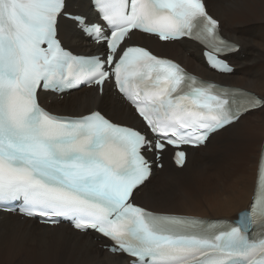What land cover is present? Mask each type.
Instances as JSON below:
<instances>
[{"label":"snow or ice","instance_id":"snow-or-ice-1","mask_svg":"<svg viewBox=\"0 0 264 264\" xmlns=\"http://www.w3.org/2000/svg\"><path fill=\"white\" fill-rule=\"evenodd\" d=\"M101 21H75L94 35L104 57L74 55L58 39L66 0H0V204H19L44 223L68 219L110 240L128 264H264V166L248 209L236 219L149 210L135 193L163 153L205 144L264 98L218 87L145 47L128 46L133 30L161 41L194 39L210 66L239 45L221 37L204 0H93ZM112 83L142 126L101 111L60 116L39 103L41 89ZM185 151H175L183 167Z\"/></svg>","mask_w":264,"mask_h":264},{"label":"bare ground","instance_id":"bare-ground-1","mask_svg":"<svg viewBox=\"0 0 264 264\" xmlns=\"http://www.w3.org/2000/svg\"><path fill=\"white\" fill-rule=\"evenodd\" d=\"M204 1L208 13L220 20L222 32L241 45L239 52L243 50L247 53L243 57L237 52L230 57L234 59V65L238 66V69L229 75L209 69L203 60L202 48L189 40L183 38L180 41L161 43L155 37L139 32H134L133 36H141L142 43L159 53L174 54L179 62L200 75L228 84L245 86L264 97V69H259L258 66L261 64L264 67L260 63L264 61V0ZM67 3L79 6L78 12L92 9L90 0H67ZM69 9L73 11L71 7ZM59 20L58 35L67 47L101 51V46L90 44L74 22L63 17ZM41 96H49L52 106L48 105V101L46 105L53 107L57 112L83 115L94 108H104L115 120L127 122V119L136 118L133 110L122 98L114 95L109 87L103 97L99 96L96 88H81L63 99H58L54 94L42 93ZM107 98H110V101ZM226 133L232 139L221 137ZM213 140H218V144L206 152ZM263 140L264 108H259L213 133L205 146L187 147L189 154L181 169L173 166L169 149L163 154L167 185L161 189L159 187L160 190L149 188L155 174L162 173V170L153 168L151 179L136 191L135 201H141L147 208L155 211L233 220L251 204ZM202 151H205V159L208 161L206 163H210L214 168L213 177L218 182L215 188L208 191L206 199L199 201V198L194 196L196 190L185 182L183 192H179V195L174 193L171 198L167 190L177 182V179L173 178L185 171ZM97 236L90 231L78 232L65 223L50 227L39 224L34 219H23L13 213L0 212V264H128L129 258L125 255L113 254L101 248V244H107L109 241L96 239Z\"/></svg>","mask_w":264,"mask_h":264},{"label":"rangeland","instance_id":"rangeland-1","mask_svg":"<svg viewBox=\"0 0 264 264\" xmlns=\"http://www.w3.org/2000/svg\"><path fill=\"white\" fill-rule=\"evenodd\" d=\"M74 6H77V5H72V4H70V7L73 9V10H76V8L74 7ZM71 49H73V48H71ZM74 51H77V52H82V50H75V49H73ZM159 53V52H158ZM160 54H168V53H163V52H161ZM245 54H247V53H245V52H243V50L241 51V52H239V55H241V56H245ZM188 55H191V54H189L188 53ZM167 56H171V57H174V58H176L175 56H174V54L173 55H171V54H168ZM231 59V61H232V63L234 64V59L233 58H230ZM264 61H261L260 63H262L263 65H264V63H263ZM259 66V69L261 68V69H264V67L261 65V64H259L258 65ZM261 66V67H260ZM237 67V69H238V66H236ZM236 74H238V72L236 73ZM228 84V83H227ZM261 95V94H260ZM261 97H262V95H261ZM70 98V97H69ZM107 99H109V101H110V98H107ZM66 100V99H65ZM62 104V103H61ZM110 105H111V103H110ZM111 106H113V105H111ZM113 107H115V106H113ZM98 109H100V108H98ZM101 109H104V108H101ZM55 110V109H54ZM60 111V110H59ZM118 111H119V109H118ZM57 112V111H56ZM62 113H65V114H71V115H74L75 113H69V112H63V111H61ZM61 112H58V113H61ZM89 112V111H88ZM87 113V112H86ZM105 113H107L106 111H105ZM77 114V113H76ZM117 121H119V120H117ZM120 122H126V121H120ZM226 135H227V133L224 135V137L223 136H221L222 138H226V139H232V138H230V137H228V135H227V137H226ZM264 141V140H263ZM218 142V140H213L211 143H210V145L208 146V148H207V150H206V152H209L210 150H211V148H213V147H216V144H218L217 143ZM230 142H232V141H230ZM204 152L205 151H202V152H199L197 155H196V158H195V160L191 163V165H189L186 169H185V171H183L181 174H178L177 176H175L173 179H177V182L175 183V184H172V185H170V189L169 190H167V194L169 193L170 194V196H171V198H172V194H177V195H179V192L181 193V192H183V190H184V185H186V183H188V184H191V186H190V188L192 187V189L195 191L194 192V196L196 197V198H199V201H203L204 199H206L205 197H207L206 195L208 194V191H212V189L213 188H215L214 186L218 183L217 182V180H215L214 179V168H213V166L210 164V163H206V162H208L206 159H205V154H204ZM169 158H170V156H169ZM163 162H164V165H165V161H164V159H163ZM167 162H170V161H167ZM194 163V164H193ZM197 164V165H196ZM199 165V166H198ZM193 167V168H192ZM164 168V167H163ZM167 172L166 171H164L163 169H162V173H157V174H155V176L153 177V180L151 181V183L149 184V188L150 189H155V190H158L159 189V187H160V189L163 187V186H165V185H167V182H165V181H167V174H166ZM194 173V174H193ZM198 173V174H197ZM159 174V175H158ZM161 174V175H160ZM158 175V176H157ZM192 175V176H191ZM197 175V176H196ZM199 175V176H198ZM210 175V176H209ZM179 177H180V179H179ZM183 177V178H182ZM187 177V178H186ZM211 177V178H210ZM189 178H191V179H189ZM178 179L181 181L180 182V184H179V181H178ZM183 179V180H182ZM200 181V182H198V180ZM185 180V181H184ZM203 180H204V182H203ZM154 181H156V182H154ZM188 181V182H187ZM209 181V182H208ZM186 182V183H185ZM156 183V184H155ZM199 183V184H198ZM175 187H174V186ZM179 185V186H178ZM183 185V186H182ZM196 185H197V187H196ZM180 186H182V187H180ZM199 186V187H198ZM205 186V187H204ZM212 186V187H211ZM155 187V188H154ZM179 189H178V188ZM158 188V189H157ZM177 188V189H176ZM182 188V189H181ZM197 188V189H196ZM208 188V189H207ZM159 189V190H160ZM199 189V190H198ZM210 189V190H209ZM171 190H173V192L171 191ZM206 190V191H205ZM177 192V193H176ZM196 193V194H195ZM168 194V195H169ZM168 195H166V196H168ZM198 195V196H197ZM200 195V196H199ZM139 202V204H142V205H144L141 201H138ZM146 205V204H145ZM144 205V206H145ZM147 206V205H146ZM148 207V206H147ZM39 232V231H38ZM37 232V233H38ZM40 233V232H39Z\"/></svg>","mask_w":264,"mask_h":264}]
</instances>
